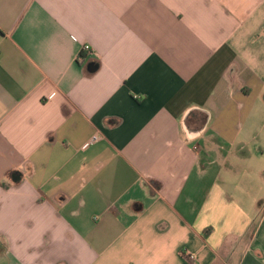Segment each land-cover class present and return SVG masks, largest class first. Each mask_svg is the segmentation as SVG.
I'll return each instance as SVG.
<instances>
[{"label": "crops", "instance_id": "0c3cea01", "mask_svg": "<svg viewBox=\"0 0 264 264\" xmlns=\"http://www.w3.org/2000/svg\"><path fill=\"white\" fill-rule=\"evenodd\" d=\"M262 110L264 0H0V264H264Z\"/></svg>", "mask_w": 264, "mask_h": 264}, {"label": "rangeland", "instance_id": "374dc122", "mask_svg": "<svg viewBox=\"0 0 264 264\" xmlns=\"http://www.w3.org/2000/svg\"><path fill=\"white\" fill-rule=\"evenodd\" d=\"M260 113H262V119H260V118L256 119V121L254 122V128L258 127L259 129H261L262 132H263L262 137L264 138V119H263V117H264V110L259 111V114Z\"/></svg>", "mask_w": 264, "mask_h": 264}, {"label": "built area", "instance_id": "2783aa9c", "mask_svg": "<svg viewBox=\"0 0 264 264\" xmlns=\"http://www.w3.org/2000/svg\"><path fill=\"white\" fill-rule=\"evenodd\" d=\"M89 47H86V49H88ZM98 139V136H95L94 138H93V141H96Z\"/></svg>", "mask_w": 264, "mask_h": 264}, {"label": "water", "instance_id": "95a60500", "mask_svg": "<svg viewBox=\"0 0 264 264\" xmlns=\"http://www.w3.org/2000/svg\"><path fill=\"white\" fill-rule=\"evenodd\" d=\"M91 70L94 71L95 70V67L91 68Z\"/></svg>", "mask_w": 264, "mask_h": 264}]
</instances>
